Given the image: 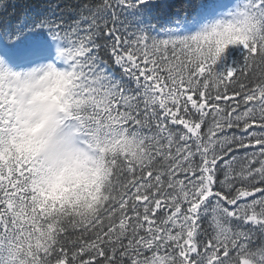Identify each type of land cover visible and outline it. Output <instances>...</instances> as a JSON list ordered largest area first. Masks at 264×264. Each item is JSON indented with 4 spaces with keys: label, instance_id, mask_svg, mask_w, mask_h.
Wrapping results in <instances>:
<instances>
[{
    "label": "snow or ice",
    "instance_id": "6c2138e0",
    "mask_svg": "<svg viewBox=\"0 0 264 264\" xmlns=\"http://www.w3.org/2000/svg\"><path fill=\"white\" fill-rule=\"evenodd\" d=\"M0 264H264V0H0Z\"/></svg>",
    "mask_w": 264,
    "mask_h": 264
}]
</instances>
